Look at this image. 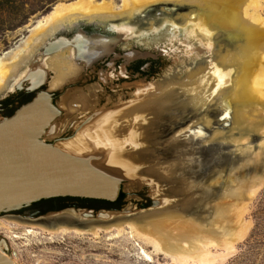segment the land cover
<instances>
[{
  "label": "bare ground",
  "instance_id": "obj_1",
  "mask_svg": "<svg viewBox=\"0 0 264 264\" xmlns=\"http://www.w3.org/2000/svg\"><path fill=\"white\" fill-rule=\"evenodd\" d=\"M161 3L175 4L179 8L187 10L186 14L182 13L179 16L181 24L172 21V26L176 31H180L177 34L185 39V43H190L188 36H192L194 39L197 38L200 44L198 46V43L194 42V45L198 46L200 51L207 52L206 57L208 58L203 65L198 66L195 70L192 69L193 71L190 70L188 75L196 76L197 74L198 76L202 72L205 73L210 67L217 72L213 75L210 71H207L209 76L206 79L210 90L211 86H214L218 81L220 82L218 90L222 94L219 99L226 105L228 113H230L228 138L233 142L236 141L237 144L234 143V145L238 147L236 154H231V156L237 158L234 159L233 165L235 166L240 159L244 160L246 158L247 160V157H251L252 164L249 166L252 167L253 176L244 181L243 179L238 180L231 177L233 169L230 171L223 169L212 173V175L218 176L214 177V183H222V190L221 195L210 206L209 212L212 215V220L208 221L205 229L199 227L195 222L183 220L179 214L171 212L153 216L143 224L129 223L126 229L120 227L114 229L110 238L127 236L148 246L150 251L145 248L146 246H140L138 249L147 262H153L155 257L163 256L172 264H213L215 261L226 259L234 251L235 244L244 238L249 228V224L244 222L247 203L264 183V140L258 145L256 151L252 148H242L243 140L247 141L257 134H261L264 138V15L262 16L260 13L264 10V4L261 0H72L66 3H56L45 16L33 23L25 38L20 39L9 52L0 56V97L15 89V86L21 81H33L32 78L27 76V73L32 71L37 76L36 67L40 72L47 69V71L55 74L54 89H61L67 81L77 80L81 67L73 61L71 56L73 49L71 47L61 48L52 54L47 59L48 61L38 59L40 57L37 55L39 47L41 48L47 40L64 27H70L72 23L79 21L103 24L125 17L131 19L144 13V10ZM118 26L115 29L124 33L125 37L131 36V31H129L131 29H125L122 26L118 28ZM133 35L135 36V34ZM180 36L179 38H181ZM208 42L211 45L207 44ZM31 62L32 64H30ZM35 63L40 66H35ZM17 73L19 77L23 73L24 76L21 77L20 82L13 84L11 87L12 79ZM181 81L179 79V83L190 82L185 78L183 82ZM195 82L191 84L193 87L197 84ZM173 85L162 91L155 89L153 92L163 94L165 91H174L175 87L180 86V84H178L179 86ZM7 86L8 90L6 91ZM212 89L214 90V88ZM187 94L181 92L179 98L184 99L185 97V101L189 103L191 97ZM215 95L218 97L220 94L213 93L210 97ZM69 98L67 97L66 100ZM78 99L77 96L76 101ZM191 101L194 107L199 109L200 104L198 105L195 95H193ZM133 103L134 101H130L125 105L119 104L118 110L110 109L112 111L107 113V115H112L115 112L112 116L117 117L113 120L114 126H110L112 129L110 134H113L112 139L119 138L134 141L140 137L144 138L152 135L155 129L163 124L161 116H164L167 108H176H173L172 104L165 107L163 103L158 102L151 104L148 109H141L142 112L138 114V110H133V105L130 106ZM79 104L74 101L72 106H79ZM88 104L89 102L86 101L83 106L87 107ZM123 122H125V125ZM106 129L107 127L104 126L99 127V135H104V131L108 132ZM177 130L174 129L171 133ZM162 134L161 132L159 135ZM217 136L223 137L214 135V137ZM218 144L223 145L225 148L227 146L221 143ZM176 162L183 164L180 161ZM171 170L172 166L170 164L164 167L163 172L161 171L163 176L158 169L157 171H151V180L155 185L154 187H156L155 193L160 186L166 189L168 185L166 186L164 181L167 176L172 175ZM260 172L262 173L259 174ZM169 187L172 186L169 185ZM164 188L163 191H165ZM173 188H170V191H173ZM176 190L179 196V190ZM180 193H182L181 190ZM184 195L183 192V199ZM162 199L164 204L166 200ZM174 201L178 202L179 200ZM183 208L184 210L187 209L186 206ZM66 214L69 215L64 216H68L70 219H83L79 214H70V212H66ZM66 220L70 222L69 219ZM2 224L0 222V226H3ZM65 234L66 232L61 233L62 236ZM76 234L84 235L80 232H76ZM23 235L36 237L38 233L27 229ZM94 236L98 237L99 233ZM18 237L16 234L10 236L11 239ZM218 248L221 250L219 254L216 253ZM11 260L16 264L12 258Z\"/></svg>",
  "mask_w": 264,
  "mask_h": 264
},
{
  "label": "rangeland",
  "instance_id": "obj_2",
  "mask_svg": "<svg viewBox=\"0 0 264 264\" xmlns=\"http://www.w3.org/2000/svg\"><path fill=\"white\" fill-rule=\"evenodd\" d=\"M70 1L72 0H0V56L9 51L10 48H13L23 36L26 37L28 34L27 29L32 27L35 21H38L41 17L45 16L53 7V5H55L56 3H66ZM261 1L262 4H264V0ZM150 8H152L153 10L148 11L149 8L144 10V13L147 12L145 19L137 18V15L135 16V18L131 19L130 17L115 19V21H122L120 24H118V28H121L122 26L125 29H131L129 30L131 31L130 33L136 35V31L132 26L138 27L139 30H146L152 27L154 28V26L159 28L161 25H163V21H165L164 23H170V26H172V21H175V23L177 24H181L179 22V16L182 15V13H187V10L185 8H179L177 5L171 3H161L158 5L156 4L155 6H152ZM158 11L161 13L160 16L157 15ZM260 13L263 16L264 10ZM115 21L112 20L111 22L113 23ZM86 22L87 21H84L83 24H86ZM77 23L78 22L72 23V26ZM168 31L170 30H168L167 26L165 27V29L159 31L158 34L152 35L149 39L141 38L138 40L141 46H145L149 49L156 45L160 46L164 43V45L160 46V49L166 51V57H168L167 61L169 62L171 58H173V60H176L174 65L167 64V68L163 70L162 73H157L156 76L151 78L150 83L153 86V90H147V93L142 90V92L138 91V94L122 91H116L112 93L103 91L98 94L94 87H89L82 92H71L70 89L62 91L53 88V84L55 82V74H52L49 80H47V84L43 90L52 92L55 95V104L64 108V117H62L61 120L63 125L65 123H69L73 119V116L71 115L75 114V112L78 110L77 107H81L82 109L83 107H85L83 106V104H85L86 101L89 102V106L87 107L96 106L97 108L116 104L125 105L130 101H134V103L130 106L133 105L132 107L134 108L132 109H136V111L138 110L139 114L140 112H142L141 109H148L151 104H155L158 102L163 103L165 107H169L171 106V104L172 107H176L177 105L179 106V101L182 99L179 98V94L181 92L185 94L188 93L187 95L191 97V99L189 100V104H191L189 105L186 101V105L189 107H194V104L191 100L193 98V95H195L196 100L198 101V105L200 104L198 106V111L194 112V116H191L189 118V122L187 125L179 128L176 132L174 131L172 133L173 136L171 138H176L179 136V139H170L168 142L160 138V140L158 141L163 144L162 146H160L161 154H165L169 151L171 153L172 149L174 151L179 150L177 151L178 153L189 149V155L192 156L198 154V156H200L199 158L202 162V166L200 164L198 165L199 168H201V170L203 171L197 170L192 177L193 180H196V177H200L196 182L197 184L190 185V181L185 178L179 185L180 189L177 187V189H179V196L177 194L178 191L173 188V185H170L172 187H169L168 185L166 189L163 187L165 190L163 191L162 186H160L161 184H158L160 187L158 188L159 191L157 190L155 197H162L166 201L164 202L163 206L159 208H150V199L145 198V189L143 187H140V185L137 184L138 182H136L135 185L133 184L130 186L125 183L122 187V193L124 194V197L122 198L118 209H143V206L146 209H149L142 213L134 214L133 216H130L128 218H115V220H113L112 222L103 225L98 222H92L88 224V226L79 227L62 223L58 224V226H56L55 228H49L48 226L37 222H24L12 218L8 215H1L0 222L1 224L3 223V226H0V237H3L7 240L9 244L8 255L16 262V264H172L163 256H157L154 258L153 262H147L138 250L140 246L145 247L146 245H143L141 242H136L135 240L130 239L127 236H124L122 238H110L113 230L119 227L126 229L129 223L143 224L153 216L171 212L179 214V216L183 220H191L195 222L199 227L205 229L207 227L208 221L212 220V215L209 212L210 206L215 203V201L221 195L222 190V183H214V177L218 176H215V174L212 175V173L221 171L223 169L225 171H230L233 169L231 177L234 179L237 178L238 180L243 179L244 181L249 180L251 176H253L252 167L249 166L252 164L250 159L251 157H247V160L245 158L244 160L246 161L240 159V161L237 162L235 166L231 165L227 166V168L224 165L221 166L220 164H216L219 160L222 159V154H236V150L238 148L234 145V143L237 144L236 141L233 142L230 138H228L227 131L229 129L230 113H228L226 105L219 99L222 94V92H219L218 90V88L220 87V82L218 81L214 84V90L212 88L210 90V86L208 85V81L206 79L208 78L207 76H209V72L207 73V71H210V73L213 75H215L217 72L213 69L215 71L214 72L210 67L209 70H207L205 73L202 72L200 73V75L198 74V76L197 74L196 76H189L188 72L190 70H195L198 66L203 65L206 59L208 60V58L206 57L207 52L204 53V50H202L203 52L200 51L198 47L200 43L197 38H195V40L192 36H188V40L190 43H185V39H183V37L179 38L174 27L172 30V40L170 44H165L169 34ZM194 42L198 43V46L194 45ZM132 43L135 42H130L127 47H131ZM207 44L211 45L210 42H208ZM49 57H46L44 60L48 61L47 59H49ZM30 64H32V62ZM35 71H39L38 68L35 69ZM15 76L12 79L11 87L13 86V84L19 82L21 77L24 76V73L20 77L18 76V73ZM184 78L188 80V82L190 81V84L179 83V79L182 80L181 82H183ZM192 81H196L195 83L197 84L195 85V87L191 85L193 83ZM173 84H176L175 86H179L178 84H180L178 88L175 87L173 89L175 92L172 90L165 91V93L163 94H155L153 92L155 89L162 91L167 87L174 86ZM8 86L6 87V91L8 90ZM213 93H217L218 95H220L218 97H216V95L214 97H210V95H212ZM9 95L10 94L5 96L4 98H0V104L3 105V101L6 100ZM77 96L79 97V99L76 101ZM67 97H70V100H66ZM82 99L86 101H83ZM74 101L75 103H80L79 106H72ZM181 101H183V99ZM143 105L146 107H144ZM1 109H4L3 106H1ZM166 111L167 112L165 114H170L169 118L172 119V122H176L179 120V117L181 115L179 114V110H175L169 107ZM110 116L112 115H107V117ZM2 117L4 116L2 113H0V119ZM124 123L125 122H123V124ZM170 124L171 121L166 123L164 126L163 121V124L159 125V127H157L158 129H155L154 134H156V132L161 134V132L163 133L164 130L170 131ZM211 125L213 126V128ZM194 126H198L197 128H200L201 130V133L199 131L196 132L199 134L198 136H202L204 134V136L202 137H205L203 138V140L199 139L198 141L200 142L197 144H194V142L191 141V134L187 133L189 129L193 130V128H195ZM66 134V132H63L60 135ZM184 134H190L189 140L187 139L181 141V138ZM214 135H220L223 137H214ZM54 137L55 136H50L49 140ZM263 140L264 138L261 136V134H257L249 138L247 141L243 140L242 143L244 144L242 148H252L254 149V151H256L258 145ZM215 143H221L227 146L230 145L232 147L228 148L226 146L225 148L223 145H216L217 148H214L215 151L213 150V152L215 153L208 155V151H210L208 150L209 147ZM161 157L162 156H158V158H160V161L151 160V170H157L161 167L162 164H165V162L166 165L168 162H170L169 160H162ZM192 160H195L194 157H192ZM204 170L206 171L205 176L203 175L205 174ZM261 173L262 172H260L259 174ZM200 179H203V181ZM196 185H199L201 187V190L204 191L199 194L196 193L197 198L196 196H194L193 198V189ZM170 188H173V191H170ZM180 190L182 193H185L184 199L182 197V193H180ZM174 200L179 201L175 202ZM247 204V212H245L244 214V222L249 224V228L244 238L235 244L234 251L226 259L224 258L222 260L215 261L213 264H264V183H262L254 197L250 201H248ZM184 206H186V210H184ZM177 207L179 208L177 209ZM64 215H66V213L61 215V217L64 218ZM74 221V219H70V222ZM27 229L34 230L38 233V236H24L23 234ZM62 232H66V234L62 236ZM76 232L83 233L84 235L81 236L79 234H76ZM96 233H99L98 237L94 236ZM13 234L18 235L19 237L11 239L10 236ZM145 248L150 251L148 246H146ZM219 252L221 253V250L218 248L216 253L219 254Z\"/></svg>",
  "mask_w": 264,
  "mask_h": 264
},
{
  "label": "water",
  "instance_id": "obj_3",
  "mask_svg": "<svg viewBox=\"0 0 264 264\" xmlns=\"http://www.w3.org/2000/svg\"><path fill=\"white\" fill-rule=\"evenodd\" d=\"M151 10L153 9L149 8L148 11ZM146 13L137 15V18L145 19ZM160 14L158 11L157 15L160 16ZM121 22L112 23L111 32L113 35L111 36L98 35L78 39L76 36L67 38L54 34L39 48L37 55L40 57L39 59L43 60L61 48L71 47L73 49L72 59L79 64H85L86 67H90L92 63L110 55H113L114 58L125 59V63L136 59L144 60L157 57L147 51L138 50L128 51L123 56L116 54L115 48L118 44L127 42L134 37L133 34L125 37L124 33L115 29L116 25ZM164 22L160 27L168 24ZM31 28L27 29V32ZM134 29L135 36L147 37L154 33H149L145 29L139 30L138 27H134ZM177 32L180 33L179 30ZM23 37L25 38V36ZM172 62H175L173 58ZM38 66L40 65L38 64ZM36 74L37 76L34 75V72L29 71L27 76L33 81L20 82L16 89L25 88L26 91L34 92L44 86L47 83L49 72L41 70ZM211 87L214 88V86ZM9 92L11 91L0 98H4ZM53 96L52 92L40 90L30 101L19 106L11 116L0 119V216L27 208L42 200L56 198H78L114 203L122 193L125 183L130 186L135 185L136 182L145 189V198L150 199V208H159L163 204V199L155 197L156 187L152 183V170L149 167L151 160L160 161L158 156H162V160L171 162L167 163L172 166V175L165 178L166 186L172 184L177 189L185 178L190 181V185L197 184L200 177H196V180H193L192 177L197 170L203 171L198 165L202 166L198 154L189 155V149L182 151L183 153L172 149L171 153L168 150L169 152L161 154L160 146L163 144L158 141L160 138L164 141L178 140L179 136L171 138L173 134L170 131L188 124L189 118L198 111L196 107L186 105L185 97L182 98L183 101H181L182 99L179 101L178 107H173L175 110H179L181 115L178 121L172 122L171 120L172 130H164L162 135L156 132V134L144 138L126 141L119 138L112 139L113 134H110L112 131L110 126H114L113 120L117 117L110 116V118L106 115L112 111L110 109L118 110L117 104L99 108L96 106L83 109L77 107L78 110L71 115L73 119L63 125L61 120L64 117V108L55 104ZM161 118L164 121V126L170 122L167 114ZM102 126L107 127L106 130L109 133L104 131L105 134L100 136L98 131ZM197 127L195 126L193 130L189 129L187 132L191 134L192 138L189 136L190 134H184L181 141L189 140L190 137L191 141L196 144L200 142L199 139L203 140L204 134L198 136L196 131L201 133V130ZM63 132L67 134L60 135ZM50 136L55 137L49 140ZM216 145L220 144L216 143L209 147L208 155L215 153L213 150L215 151L214 148H217ZM192 157H194V161ZM234 159L237 158L231 156L230 153H225L216 164L231 166L234 164ZM175 160L183 164H179ZM167 165L166 163L162 164L158 171L163 172ZM204 172L205 176L206 171L204 170ZM200 180L203 181V179ZM203 191L199 185L194 186L193 198L197 195L196 193L199 194ZM148 209L144 206L143 209H100L97 211L69 209L51 215L59 216L66 212L79 214L83 219H76L71 223L75 226L85 227L92 222L108 224L115 218H128ZM0 244L2 245H0V264H15L8 255L7 240L0 237Z\"/></svg>",
  "mask_w": 264,
  "mask_h": 264
},
{
  "label": "flooded vegetation",
  "instance_id": "obj_4",
  "mask_svg": "<svg viewBox=\"0 0 264 264\" xmlns=\"http://www.w3.org/2000/svg\"><path fill=\"white\" fill-rule=\"evenodd\" d=\"M83 22L84 21H79L74 26H72L73 24H71L72 27L70 26L59 30L55 34L57 36H65L67 38H72L76 36L78 39H84L85 37L98 35H113L111 32L112 22L110 21L105 22L103 24L95 22H86V24H83ZM167 26L168 30L170 31H168L169 34L165 44H170L172 40L171 35L173 28L170 25L165 24L164 27L158 28L154 26V28L152 27L150 29H146L149 33L154 32L153 34H150L147 37H141L142 35L134 36L127 42H122L118 44V46L115 48V53L119 54L120 56H123V54L128 51L138 50L142 52L147 51L151 54L156 55L157 57L147 58L144 60L136 59L130 61L129 63H125V59L114 58L113 55H110L109 57L103 58L92 63L90 67H86L85 64H79L73 59V61L76 64H79L81 67V71L78 77L76 78L77 80H74L76 82L67 81L63 85V87L58 90L64 91L66 89H70L71 92H82L83 90L89 87H94L98 94L103 91H107L110 93L116 91L133 92L135 94L138 91L142 90H145V92L147 90L150 91L153 88L150 83L151 78L156 76L157 73H162L163 70L167 68V64L174 65L176 60L175 62H172L171 58L169 62L167 61L168 57H166V51L160 49V46L164 45V43L160 46L156 45L149 49L145 46H141L138 40L141 38L149 39L152 35L158 34L159 31L165 29V27ZM157 28L158 30L156 31ZM132 41H134L135 43H132L131 47H127V45ZM47 72H49V76L47 79L49 80L52 75V72ZM46 84L34 92L26 91L25 88L20 90L15 88L13 91L9 92L10 95L8 96V98H6V100L3 101L4 104H0V113H2L4 117L11 116L19 106L30 101L38 91L43 90ZM24 87H26V84H24ZM53 98H55V95L53 96ZM1 106H3L4 109H1ZM172 127L173 126H171V129H173ZM83 200L84 199L79 200L78 198H56L42 200L30 205L27 208H23L19 211L9 213L8 216L20 221L37 222L40 224H44L49 228H55L56 226H58V224L66 223L69 225H73V223L66 222L68 221L66 219L70 220L68 216H64L63 218L61 217V215H51L52 213L67 211L69 209H86L92 211L105 209L103 206H101L100 203H91L89 201Z\"/></svg>",
  "mask_w": 264,
  "mask_h": 264
},
{
  "label": "trees",
  "instance_id": "obj_5",
  "mask_svg": "<svg viewBox=\"0 0 264 264\" xmlns=\"http://www.w3.org/2000/svg\"><path fill=\"white\" fill-rule=\"evenodd\" d=\"M50 1H54V0H50ZM123 197H124V194L121 193L119 198L114 203H109V202H105V201H98V200H88V199L87 200L84 199L83 201H89L91 203H100L101 206H103L105 209H118L120 202L122 201ZM79 200H82V199H79Z\"/></svg>",
  "mask_w": 264,
  "mask_h": 264
}]
</instances>
